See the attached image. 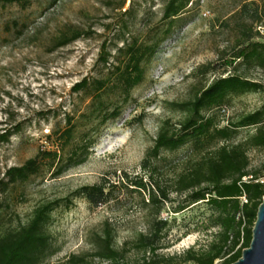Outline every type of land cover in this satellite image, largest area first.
Masks as SVG:
<instances>
[{
	"label": "rangeland",
	"instance_id": "374dc122",
	"mask_svg": "<svg viewBox=\"0 0 264 264\" xmlns=\"http://www.w3.org/2000/svg\"><path fill=\"white\" fill-rule=\"evenodd\" d=\"M124 1L31 0L26 7L0 4V135L13 133L8 142L0 139V178L8 168L24 164L40 150H54L56 142L48 135L64 129L68 115L78 125L77 139L95 140L84 164L55 175L48 162L39 174L0 193V232L28 223L40 205L62 201L47 224L54 253L47 264H69L73 256L93 251L94 234L106 221L116 229V247L127 244L126 261L143 262L144 253L135 243L146 227L148 212L131 182L147 177L142 163L162 122L169 119L178 125L187 116L175 103L193 99L199 88L232 71L224 66L221 56L236 40L232 28L237 21H231V27L222 23L236 9L234 0H193L167 36L165 0ZM73 29L87 34L56 47L59 37ZM258 29L264 33L263 27ZM160 39L164 40L154 56L144 61V82L129 93L123 91L112 76L118 73L115 67L122 60L119 49L133 41L146 45ZM205 66L213 70L202 74ZM241 72L263 88L233 96L224 110H216L221 127L264 105V71ZM85 78L90 86L74 93L73 87ZM102 79L106 87L98 109H89L94 83ZM116 107L121 108L120 115L103 122L101 115ZM83 112L85 118L80 117ZM250 132L252 129L240 130L232 142ZM191 155L187 145L162 151L153 164L172 174L182 169ZM249 156L252 170L264 179V150L252 149ZM100 183L118 185L105 204L94 206L84 194H78L83 187ZM172 199L161 212L169 227L158 251L160 257L198 249L218 231L210 226L213 212L206 202L176 213L173 207L184 202L185 195L173 194ZM89 264L111 263L95 258ZM214 264H222V260Z\"/></svg>",
	"mask_w": 264,
	"mask_h": 264
},
{
	"label": "trees",
	"instance_id": "16d2710c",
	"mask_svg": "<svg viewBox=\"0 0 264 264\" xmlns=\"http://www.w3.org/2000/svg\"><path fill=\"white\" fill-rule=\"evenodd\" d=\"M30 3L31 0H0L3 5L26 7ZM191 4H194L193 0H165L163 20L168 22L165 36L171 33L175 22L187 14ZM234 4L236 9L222 21L228 27H231V21H237L232 28L236 31V40L224 49L221 56L224 66L231 67L232 71L199 88L193 99L175 103L187 116L178 125L169 119L162 122L155 144L142 163L147 177L131 182L133 189L141 194L143 207L148 212L146 227L138 234L135 243L145 256L138 264H214L220 259L222 264H233L251 245L258 209L264 198V179L259 171L252 170L249 151L264 150V105L224 127L219 125L215 111L224 110L233 96L263 88L262 83L242 75L241 70L258 68L264 71V41L256 40L264 39V33L258 29L264 28V0H234ZM86 34L82 29L66 32L59 37L56 47L71 44ZM163 40L146 45L133 41L119 49L122 60L115 67L118 73H112V76L123 91L129 93L144 82V61L154 56ZM104 60L107 62L108 58ZM211 70L213 67L205 66L201 73L207 74ZM94 84L95 94L88 108L97 110L106 81L97 80ZM89 86V79L85 78L73 87V91L79 93ZM98 113L102 114L100 110ZM120 113L121 108L116 107L112 113H103L102 120L115 119ZM86 116V112L80 114L81 118ZM73 120L68 115L65 128L48 135L53 143L56 142L54 150H40L24 164L8 168L0 178V193L7 192L10 185L26 182L39 174L48 162L55 175L84 164L95 140L77 139L78 125ZM242 129H252V132L244 139L232 142ZM12 135L9 131L1 134L0 139L8 142ZM187 145L191 146L193 155L187 157L182 169L166 174L153 164L162 151H175ZM116 186L114 183L95 184L83 187L78 194H84L92 205L99 206L108 202ZM173 194L185 195L184 202L173 207L176 213L201 201L206 202L213 212L210 226L218 231L211 241L201 244L198 249L192 247L180 255L160 257L161 241L169 227L168 220L161 218V212L166 204L173 202ZM61 202L55 200L42 204L28 223L0 232V264H47L54 254L47 224ZM115 235L116 229L106 221L101 231L94 234L93 251L73 256L68 263L89 264L98 258L111 264H129L126 261L127 244L117 248Z\"/></svg>",
	"mask_w": 264,
	"mask_h": 264
},
{
	"label": "water",
	"instance_id": "95a60500",
	"mask_svg": "<svg viewBox=\"0 0 264 264\" xmlns=\"http://www.w3.org/2000/svg\"><path fill=\"white\" fill-rule=\"evenodd\" d=\"M233 264H264V198L258 209L251 245Z\"/></svg>",
	"mask_w": 264,
	"mask_h": 264
},
{
	"label": "built area",
	"instance_id": "2783aa9c",
	"mask_svg": "<svg viewBox=\"0 0 264 264\" xmlns=\"http://www.w3.org/2000/svg\"><path fill=\"white\" fill-rule=\"evenodd\" d=\"M245 180H247V178H245Z\"/></svg>",
	"mask_w": 264,
	"mask_h": 264
}]
</instances>
